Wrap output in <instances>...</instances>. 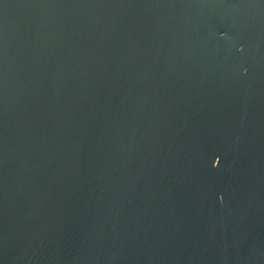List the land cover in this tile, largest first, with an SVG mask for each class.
<instances>
[{"label":"water","instance_id":"obj_1","mask_svg":"<svg viewBox=\"0 0 264 264\" xmlns=\"http://www.w3.org/2000/svg\"><path fill=\"white\" fill-rule=\"evenodd\" d=\"M0 264H264V0H0Z\"/></svg>","mask_w":264,"mask_h":264}]
</instances>
